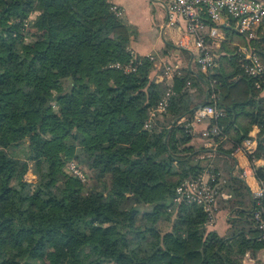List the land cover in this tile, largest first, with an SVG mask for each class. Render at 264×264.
I'll return each mask as SVG.
<instances>
[{
	"label": "trees",
	"instance_id": "obj_1",
	"mask_svg": "<svg viewBox=\"0 0 264 264\" xmlns=\"http://www.w3.org/2000/svg\"><path fill=\"white\" fill-rule=\"evenodd\" d=\"M111 7L0 0V264H243L245 252L264 248L254 218L264 202L232 174L231 154L253 125L249 158L264 154V89L229 42L241 39L264 61V21L254 38L223 28L230 41L212 49L213 69H176L165 112L145 128L166 89L150 77L153 61L131 54L133 30ZM132 58L135 71L112 66ZM208 104L222 110L227 138L198 159L212 149L195 147L179 121ZM70 161L87 181L68 174ZM207 164L225 179L223 236L207 229L202 207L173 202ZM255 176L264 183V166Z\"/></svg>",
	"mask_w": 264,
	"mask_h": 264
},
{
	"label": "built area",
	"instance_id": "obj_2",
	"mask_svg": "<svg viewBox=\"0 0 264 264\" xmlns=\"http://www.w3.org/2000/svg\"><path fill=\"white\" fill-rule=\"evenodd\" d=\"M112 11L119 16L120 10L112 6ZM168 23L172 24L178 18L186 21L185 38L179 41V49L194 54L195 61L201 71L207 72L215 66L212 49L219 47L224 40L223 28L221 24H231L237 32L247 35L248 38H254L257 27L264 21V1L262 0H168L166 5ZM205 15V19L203 17ZM231 20V21H229ZM26 26V22L24 23ZM27 40V38H24ZM240 56V65L244 72L255 79V86L258 89H264V62L257 53L247 45L237 47ZM151 58V57H150ZM138 60H129L126 63H114L112 66L122 69L124 72L135 71ZM173 68L166 67L163 75L167 78L173 75ZM171 84L165 87L166 93L158 103L149 109V116L144 124L149 128L153 118L165 112L167 98L171 93ZM222 116V110L214 104L204 105L190 116L180 121L183 123L185 131L195 134L204 140V145L208 151L206 155L201 154L200 158L211 157L217 144L227 137L222 133L217 124V120ZM256 139L248 136L232 152V155L241 153L248 159V164L239 168L240 177L250 190V196L253 200L264 202V183L258 182L255 176L256 159L249 158V155L255 151ZM255 145V146H254ZM210 152V153H209ZM264 158V154L261 155ZM66 170L69 175L79 179L82 182L88 180V173L84 167L70 161ZM253 178L256 185L251 187L248 180ZM225 183L223 177H216L211 171V165L207 164L204 169L194 176L184 178L175 191L173 202L192 203L204 209L208 214L205 224H211L218 212V199L222 194L221 187ZM254 218L257 228L260 230V237L264 240V213L256 211ZM250 252L243 256V264H253Z\"/></svg>",
	"mask_w": 264,
	"mask_h": 264
},
{
	"label": "crops",
	"instance_id": "obj_3",
	"mask_svg": "<svg viewBox=\"0 0 264 264\" xmlns=\"http://www.w3.org/2000/svg\"><path fill=\"white\" fill-rule=\"evenodd\" d=\"M109 1L112 6L120 10L119 17L121 20L133 30L128 47L131 54L136 57H151L150 59L153 61L154 69L150 77L154 78L155 82L163 83L164 87H166L168 83L171 84L172 76L167 78L163 75L166 67L173 68V71L184 66L195 67L196 55L179 49L178 45L179 41L185 38L186 21L183 18H178L174 23H168L166 12L168 0ZM230 25L226 24L227 27H231L233 31H236L235 28ZM227 34L228 33L223 29V41L229 42L230 40ZM223 41H221V43ZM214 48L216 49L218 47ZM185 118L186 117L182 119ZM182 119H180V121ZM257 132L258 127L253 125L248 132V136L256 139ZM190 142L197 148H206L204 140L195 134ZM255 145L257 146V142ZM224 147L227 148V145ZM213 156L214 154L211 157ZM231 158L234 163L232 174L241 178L239 168L246 166L248 164V159L241 153H237L234 156L231 154ZM198 159H201L200 155ZM255 165L256 167H263L264 158H261V156L257 158ZM248 182L251 187L256 185V181L253 178H250ZM223 197L226 196L223 195ZM206 226L208 230H214L220 236L225 235L229 226L226 220V213L218 209L214 221L211 224H206ZM251 257L253 259V264H264V248L259 249L256 253H251ZM249 264H251V262H249Z\"/></svg>",
	"mask_w": 264,
	"mask_h": 264
},
{
	"label": "rangeland",
	"instance_id": "obj_4",
	"mask_svg": "<svg viewBox=\"0 0 264 264\" xmlns=\"http://www.w3.org/2000/svg\"><path fill=\"white\" fill-rule=\"evenodd\" d=\"M30 26V23L28 21H26V26L25 27H28ZM32 33V31L29 32V35ZM27 41V40H25ZM229 45H232V46H235L236 47V50H237V47L239 46H243L244 43L241 39H237L236 37L232 39L231 42H229ZM220 46V45H219ZM263 49H264V44L262 45ZM262 60V59H261ZM264 62V61H263ZM26 179L28 180H32L33 179V176L30 174V173H27L26 174ZM158 227L161 229V230H168L170 228V222L169 220L168 221H160L158 223Z\"/></svg>",
	"mask_w": 264,
	"mask_h": 264
},
{
	"label": "water",
	"instance_id": "obj_5",
	"mask_svg": "<svg viewBox=\"0 0 264 264\" xmlns=\"http://www.w3.org/2000/svg\"><path fill=\"white\" fill-rule=\"evenodd\" d=\"M221 27H222V28H226V27H227V26H226V23L221 24ZM227 28H230V27H227Z\"/></svg>",
	"mask_w": 264,
	"mask_h": 264
}]
</instances>
